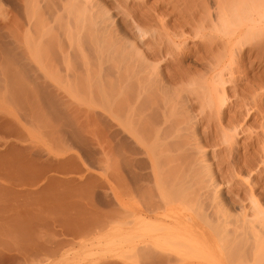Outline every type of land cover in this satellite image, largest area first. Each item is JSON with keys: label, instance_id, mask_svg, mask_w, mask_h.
<instances>
[{"label": "rangeland", "instance_id": "rangeland-1", "mask_svg": "<svg viewBox=\"0 0 264 264\" xmlns=\"http://www.w3.org/2000/svg\"><path fill=\"white\" fill-rule=\"evenodd\" d=\"M34 2L36 15L30 12ZM59 5L62 7L63 1L0 0V264H255L257 261L264 264V247L257 248V252L249 246L251 241L248 246L232 247L228 240L227 247L228 243L227 246L220 243L225 239L218 242L216 236V242L207 241H214L216 246L204 243L207 245L202 247L201 235L198 236L202 239L200 247H194L189 241L184 242V237L178 238L182 232L175 231L179 230L175 226L177 222L180 225V220L188 223L192 218L198 225L214 222L212 214L204 221L206 218L203 220L182 209L184 205L194 204L193 195L200 188L196 174L201 172L198 161L204 154L207 160L211 159L213 150L221 161L226 154L221 152L226 149L224 146L231 144L236 161L260 165L263 174L254 175L252 179L257 184L252 183L256 185L255 194L264 199L261 168H264V100H261L264 89L258 93L261 99L258 95L256 100L253 90L247 87L249 83L243 81L242 91L240 86L237 88L240 93L244 91L243 102L240 97H232L235 89L233 92L228 89L233 104L231 109H226L229 111H225L221 124L223 128L229 127L227 118H235L241 121L245 133L242 131L235 142L223 144L222 135L218 133L219 137H214L217 121H213L212 128L213 122L206 120L207 127L193 120L199 110L185 102L183 89L187 84L167 85L165 91L159 85L144 88L133 79L125 80L124 74L119 79L112 70L96 72L94 47L87 41L91 38L87 37L90 31H86L87 40L84 36L85 41H80L85 44L82 49H87L83 53L92 51L94 58L91 55L88 58L95 61L90 60L95 64H90L92 70L91 66L87 69L82 59L85 54L79 55L77 49H71L70 42L64 38L65 30L55 24V18L63 15L64 6ZM210 6L214 12L216 7ZM88 46L92 47L89 51ZM64 57L72 59L71 62L67 59L71 66ZM253 61L255 56L245 53V66H233L243 73L235 71L234 76L250 74L249 80L263 76L264 69L259 64L254 66V71L250 69L249 63ZM67 63L70 67L65 66ZM200 69L197 75H204L206 71ZM166 101L174 105L175 117L180 120L174 118L176 124L173 120L164 121ZM246 102L253 108L250 117L245 116L246 108L243 107L244 111L240 106ZM192 127H197L198 130H193H197V136L193 135ZM211 128H215L214 132ZM196 141L201 142L198 148L203 151V146L204 154L202 151L199 154ZM245 175L242 174L241 180L245 181ZM236 208L234 214L239 212ZM139 219L144 225L136 222ZM150 221L155 229L151 230ZM156 236L158 243H155L164 247H144L145 243L150 245V238L157 240ZM193 236L192 240H198ZM251 254H254L252 259Z\"/></svg>", "mask_w": 264, "mask_h": 264}, {"label": "bare ground", "instance_id": "bare-ground-1", "mask_svg": "<svg viewBox=\"0 0 264 264\" xmlns=\"http://www.w3.org/2000/svg\"><path fill=\"white\" fill-rule=\"evenodd\" d=\"M61 1H63L64 3L63 5L64 9L62 8L63 6L61 7L59 5L63 10V12L61 11L62 13L61 12L60 13L63 14L65 18L62 17L63 15L61 16L58 13L59 14L58 17L55 18V24L61 27L62 30H65L64 38H66L68 43L70 42L71 49L74 48V50L75 49L78 50L79 55L85 54L83 52L87 50V49H82L83 47L81 46L82 45L85 46V44L80 41H82L84 36L86 38L87 36L85 35L86 31L87 33H89L90 31L89 36H87L88 38L91 37L90 41L87 40V38L86 40L89 43L92 42L90 44L92 45V47H94L93 52L95 55L91 53L92 51H89V49L91 50L92 47L89 48V46L91 45L86 42V44H89L88 46L89 52H87V54L88 53L90 54L88 56L87 54H85L84 56L86 57L82 55L83 56L82 59L84 58L83 65H85L87 69L90 68L91 66V70H92L95 64L92 61H90L93 60L92 58L89 59L91 55V57L96 56V59H98V60L95 59L97 65L94 66V68H96L94 70L98 69L99 72H103V71L106 72L112 70L119 75V79H120V75L124 74L128 76V78L125 76V80L133 79V81H135V83H137L138 85L141 86L144 85V88L145 86L148 87L149 85L151 86V88H153L152 85H154L156 87L160 86L161 90H162L161 87H163V90L166 91L165 88L167 85L171 87H176L179 84L180 85L182 84V86L187 84L186 85L187 88L184 87L185 89H183V91L185 90L184 92L186 94L185 98L187 97V100L185 102L187 101L190 102V103L187 102L189 105L191 104L190 107H192L193 109L196 107L195 109L199 110V112L196 111L197 114H195L197 117L195 118V115L193 117L194 118L193 120L195 119L198 120V121L195 120V122L197 121L196 124L205 123V125L208 127L207 125L208 122L211 123L213 121L214 122L217 121L216 123L218 124H216L217 127L215 128L218 129L215 130V134L213 133L214 137L215 138L219 137L218 135L219 133L220 135H222L221 139L223 140L221 142L223 144L229 145L233 141L235 142L236 137H238L240 133L243 131V128L241 127L242 125L240 123L241 121H236L235 118H227L230 120V121L228 120L229 127L223 128L222 126L223 124H221L222 119H225V117L223 118V116L225 114L226 109H231L230 106L233 104L232 101L233 98H231L230 95L231 93L229 94V90L235 89L234 92L233 90L231 92L233 93L236 92L235 94H237V92H239L242 89L240 85L243 84V81L247 82L246 85L248 83L250 84L247 85V87L250 86L248 89L251 88L253 90V93L248 91L249 94L252 93L254 97L256 95L255 99L258 100L260 96L258 94L259 91L264 89V75L258 78L254 76L253 80H249L250 78L248 77L250 76V74L247 75L248 76L247 77L246 75L242 74L243 72L240 71L241 69L239 70L233 69L234 68L233 66H235L236 64H239L240 67L241 65L242 67L245 66V62L243 65V56L245 53L255 56L256 62L255 61L250 63L247 62L250 65L249 66L250 69L254 71L255 68L254 66L256 64H259V67H261V69L262 68L264 69V65H263L264 64V0H152V1L151 0L150 1L149 0H61ZM211 4H214V7H216L214 8V12H212V8L210 6ZM31 5L33 6L30 8L31 11L30 10L29 11L30 12L33 11L34 13L36 11L34 8L35 7L34 5H36V3L34 2ZM34 14L33 17L36 15ZM252 42H254V44L250 46ZM74 44L75 46L73 47L72 45ZM246 46L248 47L250 46V47L249 48L247 47L248 49L244 50L243 48L244 47L246 48ZM40 53H38V55ZM68 53H66L67 56H69ZM74 53H77V51H74ZM103 55L105 57L107 56V60L110 64L107 62L106 58L103 57ZM109 56L110 58L111 57L113 58V61L109 58ZM64 58H66V60L64 59L65 62L72 61L71 58H70L71 60H69L68 57H64ZM86 58H88L89 60ZM85 60L87 63L85 62ZM101 60H104L105 62L104 61L102 62ZM109 60L113 63H111ZM70 62L69 65L71 66L72 63L70 64ZM91 63H93L92 64L93 66L90 65ZM66 65L67 67H70L68 63L65 64V66ZM41 67L43 69V66ZM197 67H200L203 69V71L204 70L206 71L204 72V75L203 74L197 75L196 71L200 69V68L197 69ZM98 70L96 72H98ZM235 71H237V73L238 71L242 72L241 74L247 77L248 79L244 78L245 80H243L244 76L240 77L241 74H239L240 76H237L238 78L235 77L234 76V74L236 73ZM246 71H248V69H246ZM262 74H264V71L262 72ZM119 79L117 80L118 83L117 85L119 84L121 85V81ZM246 85L245 86L243 85L244 88L246 87ZM239 86L240 89L239 91H237L238 90L237 88H239ZM255 89L258 90V92ZM254 91L256 92L254 93ZM243 92L240 93V95L237 94V96L232 93V97H234V99H236L235 97L237 98L240 97L239 98L240 101L243 102V98H244ZM167 95L169 94L167 93ZM261 97L262 95L260 96V99ZM239 99L237 101L240 103ZM255 99L254 101H256ZM261 100L260 102H262ZM251 102L252 101H250V103ZM250 103L246 102L244 106L243 103L242 105L240 104V106H242L241 109H243V107L246 108L245 109L246 111L243 109L245 111L246 117L250 115L253 109L252 107H249ZM252 103L255 104L254 102ZM188 104L186 106H188ZM255 105H257V103ZM173 106L174 105H172L171 101H166V103L164 102V107L166 108V109L164 108V114H163L165 115L164 118H166V120L164 121L169 122L168 120H173L175 123L176 112L174 111ZM190 107H187L185 109H189ZM241 109L239 108L240 111ZM189 110H191V108ZM165 111L167 112L165 113ZM136 114L137 113H135V115ZM187 114H189V112ZM241 115H242V111H241ZM251 117H253V115ZM206 120L208 122H206ZM128 122L130 123V121ZM243 122L244 121H242V123ZM194 125L193 127H195ZM213 126H215V123L211 125L212 128ZM164 127L166 128V126ZM193 127H192V131L194 129H197V127L196 128ZM169 129L170 128H168V130ZM208 129L209 128H207V130ZM214 129L212 130V132H214ZM197 130L193 131L194 133L193 135L197 136L196 133ZM167 131L164 133L165 134L168 133ZM169 131H171V129ZM205 131L206 129L204 130V132ZM206 135L207 134H205L204 136ZM196 136L195 139L197 140ZM199 137L201 138V136ZM205 138L203 137V140H205ZM258 141L259 140H257V142ZM200 144L201 142L197 144V148L198 147L201 148ZM200 148H198L197 150H199ZM224 148L226 149L221 152L226 154H224L225 156L221 158V161L220 159L218 160L216 151L213 150L211 153L212 158L207 160L205 157L206 154H204L203 146H202L203 151L199 150V154L200 151H202V153L205 156L201 154L203 157H201V159L197 163V165L200 167L199 170H201V172L198 173H196L197 171L195 172L199 176L198 182L200 183V188L196 186L198 189L197 193L196 191H195V195H193L194 193H192V195L194 196L193 198H195L196 196L195 201L192 202L196 204L195 206H192L194 204L191 203L192 205L190 204L191 205L190 207H188L189 205L188 206L184 205V207L183 205L181 206L183 207L182 209L183 212L184 210L185 212L189 211L191 214L199 215L203 220L204 218H206L204 221L208 220L209 215L212 214V216L214 217V222H211V220H209V222H206L205 224L202 223L201 225L199 223L198 225L197 224L198 222L194 223L195 221L189 217L192 221H189L188 223H181L182 222L181 220H180V225L177 226V224L179 223L178 222L177 224L175 223L176 224L175 228H179V230H176L174 227L172 228H174L175 231H180L183 233L180 235L178 232H175L180 235V237H178L179 239L181 238V236L182 238L184 237L183 241L184 242L189 241V243L194 244V247L195 245L197 247H200L198 244L201 243V241L199 240L202 239L201 238L199 239L198 236L201 237L202 235V238L204 240L202 241L203 244L201 243V246L203 245L204 247L207 244L211 243L212 240L217 236L216 238H218V242L222 241V239H225L223 240L224 242L223 241L220 242L221 246L223 244L224 246H227L226 243H228V240L231 243L230 246L232 247H244L243 245L248 246L249 245L248 242L251 241L249 246L256 248V251L258 252L257 248L264 247V199L259 198L258 195L255 194L256 192L254 191V188H256V185L254 186L253 183L255 182L252 178L254 177V175L260 173V169H259L260 165L258 164L259 165L258 166L257 163L251 164V162L250 163L246 162L247 160L245 162L236 161L237 158L235 160V157L233 158L232 155L233 153L232 151L234 149L232 150L231 144L230 146L227 147L224 146ZM222 165H224L223 168ZM261 168L262 170L264 169L263 167ZM243 173L246 174L245 175L246 178L244 177L245 181H243L244 179L241 180ZM190 180H192V178ZM186 182H182V183H186ZM191 182L193 183V181ZM181 189L183 188H180V190ZM184 191L186 192V190ZM173 194L174 193H172V195ZM242 195L245 198H243ZM184 196L186 197L187 195ZM235 207L239 209V212L236 214H234L235 209L233 210V208ZM182 216L185 217L186 215H184L183 213ZM153 218H156V216L155 217L153 216ZM139 221L140 219L137 220L136 222ZM144 221L147 222L146 220L143 219V222ZM149 224H151V221ZM142 225H138V226L141 227ZM153 225L150 226L147 223V226L148 227L150 226L151 230L155 229ZM172 228L171 230H174ZM166 229L168 228H165V231ZM167 231L173 233L169 229ZM196 232H199V235H196ZM188 233L191 234L190 237H188L189 236ZM193 234L195 235L193 236ZM179 235H175V236L177 237ZM191 236L193 237L197 236L198 240H194L196 238L192 240ZM219 236H221L220 237L221 239L219 238ZM161 237L164 238L163 236ZM185 237H187L188 240ZM155 239H157V236L155 237ZM166 239L167 238L165 237V239L163 240ZM169 239L168 241H171V239L170 240ZM150 240H149L150 245H146V243L144 242L145 243L144 247H164V245H161L162 244L161 242H160L161 244H157L158 239L154 240V238H152V241ZM155 241L157 243H155ZM207 241H211V242L207 243ZM214 241L211 244L213 246L215 244L216 246V243H214ZM204 243L207 244L204 245ZM185 246L187 247V245ZM227 247H229V243ZM253 255L251 254L250 256L251 259ZM256 255H258V253ZM246 257L244 258V260L247 262L248 259ZM257 263L258 261L255 264Z\"/></svg>", "mask_w": 264, "mask_h": 264}]
</instances>
